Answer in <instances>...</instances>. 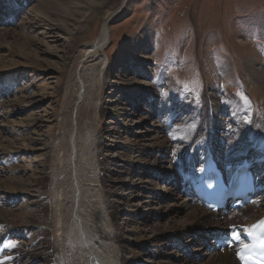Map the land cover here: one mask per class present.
Segmentation results:
<instances>
[{
	"label": "rangeland",
	"instance_id": "374dc122",
	"mask_svg": "<svg viewBox=\"0 0 264 264\" xmlns=\"http://www.w3.org/2000/svg\"><path fill=\"white\" fill-rule=\"evenodd\" d=\"M119 1L114 0L115 3ZM26 2L23 8L14 10L15 6L12 8L7 0H0V31L15 29L32 39L28 48L20 47L21 38H7L0 45V136L1 139L12 141L15 150L18 149L17 152L14 149L11 152L0 150V209L5 212L4 218L10 221H17L16 214L32 198L22 193L15 195L8 192L13 186L5 185L4 179L19 176L30 183L32 171L26 167H36H33L34 157H40L49 150L48 155L53 158L52 161L55 160V154L51 151L52 141L42 139L38 134L53 131L54 121L59 115L68 122L72 105L69 96L56 94L57 83L62 91L65 78H53L60 76L59 71L47 67L55 60L56 52L69 49V38L62 33L50 32L48 21L41 18L32 27H26L27 13L37 0ZM125 8L130 11L123 18L112 22V42L104 50L110 61L107 85H115L117 80L135 85L136 89L119 92L118 89L113 90V86H108L113 90L111 92L103 87L99 94L100 102L104 104L107 102L105 100L122 98L125 109L113 118L109 109L103 116H95L93 103L81 105L79 134L97 130L102 143L116 144L114 150L120 155L127 153L139 159L142 163L140 169L130 176L140 177L142 181H138L137 186L150 189L151 185L146 180H151L149 168L152 158L150 151L139 155L143 137L138 136L150 133V122L163 120L165 123L170 117L165 132V138L170 140V154L182 151L192 138L198 137L200 131L204 130L200 121L205 113L204 94L209 93L219 101L221 110L218 115L225 121L223 130H217V134L224 135L223 153H233L238 147H248L254 122L260 121L264 125V90L246 67L249 58L256 60L253 65L264 64V0H127ZM100 17L97 14L83 31H77V26L69 27L78 32L74 41L76 46L97 36L102 23ZM145 56L149 58H143ZM139 85L140 88L137 87ZM136 94L140 98L137 110L131 109L134 100L139 103V99H135ZM14 101H17L16 105H12ZM150 106L152 116L141 122L139 116L149 112ZM45 116H48L49 121H43ZM29 118L38 119L41 126L26 127ZM109 120L113 123H109ZM9 122L24 127L16 130L8 125ZM113 136L116 137V143L111 141ZM30 138L31 141L27 140ZM113 167L117 169L112 171L114 177L117 176L115 171H124L123 168ZM123 171L119 172L120 178L125 176ZM132 182L127 180L116 192L122 197H127L129 190L139 192L134 197L139 202V210L133 213L136 221L143 214L145 216L151 212L155 216L156 213H163L165 205H169L167 209H177L178 213L175 224L166 232L157 231L154 227L157 222L166 223L167 227L169 223L163 214L157 219L146 217L142 225V237L148 238L151 245L157 244L159 247L167 244L169 239L179 243L177 237L186 231L182 228L186 225L192 228L193 224L191 220H183L185 202L179 205L182 197L162 196L163 207H160L147 197L148 190L141 191L137 187L131 189ZM162 184L165 181L158 180L153 188L156 190L157 185ZM125 212L118 215L119 226H124L126 217H129L124 215ZM177 228L182 232L172 237L171 230ZM26 229H15L10 225L2 228L6 240L0 244V262L23 263L16 255L24 249L33 248V244L37 243L36 239L30 241L35 232ZM200 229L198 227L195 232ZM191 244L186 249L189 258H195L196 262L203 260V256L190 250ZM159 250L163 256L149 260L146 264H161L155 260H164L168 254H183L174 249L168 254L165 248ZM143 253L140 252L141 262L138 264H145L147 260V255ZM26 263L42 264V261L37 259Z\"/></svg>",
	"mask_w": 264,
	"mask_h": 264
},
{
	"label": "bare ground",
	"instance_id": "6f19581e",
	"mask_svg": "<svg viewBox=\"0 0 264 264\" xmlns=\"http://www.w3.org/2000/svg\"><path fill=\"white\" fill-rule=\"evenodd\" d=\"M7 1L12 4V8L15 6L14 10L23 8V4L27 3V0ZM126 2L127 0H120L118 3H115L114 0H93L91 2L85 0H37L29 9L26 27H32L41 18L43 21H48L50 32L62 33L69 38V49L56 52L55 60L52 61V64H47V67H53L59 71L60 76H53V78L58 80L62 77L65 78L62 91L59 90V83H57L56 94L61 93L60 96H69L72 105L68 122L65 117L59 115L55 121L53 120L55 125L53 131L38 134L43 137L42 139L47 138L52 141L51 148L53 149L51 151L55 154V160L52 161L53 158L48 155L49 150L40 157H34L35 165L33 167H36L34 169L26 167L32 171L30 183L19 176L4 179L5 185L13 186L8 192L15 195L22 193L31 197L32 200H28L21 211L18 209L19 213L15 216L18 222L6 220L5 212L0 209V244L6 240V233L2 228L10 225L15 229L25 227L26 230L31 229L35 232L34 238L30 240L32 242L37 240V243L33 244V248L24 249L17 255L14 254L17 259L23 260L21 264H27L26 262L37 259L41 260L42 264H138L141 262L140 252L143 253V250H145L143 254L147 255L146 264L149 260L163 256L159 250L161 248H165L166 254L174 250L183 252L176 256L168 254L164 260H155L161 264H237L231 250H209L207 247L210 243L209 241L206 243L205 238L210 231H224L230 225L237 227L236 234L244 233L248 225L264 215V197H258L228 217H221L219 214L206 211L191 201L189 197L181 193L180 185L175 186L173 182L179 180V177H176L178 171L186 169L197 171L200 168L207 146L212 148L224 170L233 167L237 162L239 164L254 152L260 154L258 158L254 155L255 159H258L259 162L264 161V125L260 121H255L251 127L252 131H250L253 132L250 133L252 135L250 142L252 148L255 149L254 152H247L245 148L237 146L238 149L235 152L223 153L221 150L224 135L217 134V130H223L225 126L224 119L218 115L221 106L213 94L205 93V113L200 121L204 130L200 131L198 137L192 138L185 149L172 155L169 149L170 140L165 138L166 126H169L170 117L165 123L162 122L163 120L150 122L152 127L150 133L138 136L143 137L139 155L150 151V159L152 158L149 168L151 180H146L151 185L150 189L137 186L138 181H142L140 177L133 176L131 178L130 176L140 169L139 165L142 163L139 159H134L127 153L122 154L123 156L120 155L116 149L114 150L116 144L102 143L98 138L97 130L89 131L85 135H80L78 132V115L82 110L81 105L93 103L95 116H103L106 109H109L113 118L122 114L120 110L125 109L122 98L105 100V102L107 101L104 103L106 105L101 103L99 94L103 87L109 89L108 86H113V90L118 89L119 92H122L123 89L129 91L136 89L135 85L117 82V80H115V85H107L110 61L104 50L112 42V33L110 32L113 28L111 27L112 22L123 18L130 11L125 8ZM97 14L101 15L100 20H102L97 36L76 46L74 41L78 32L72 31L69 27L77 26V31L86 30L90 21ZM7 38H11V40L21 38V48H28L32 42L30 37L19 30L1 29L0 45ZM143 58L148 59L149 57ZM255 61L249 58L246 67L251 77L264 90V64L253 65L252 63ZM137 87L140 88V85ZM113 90L110 91L113 92ZM135 99H139V103L134 100L131 109L137 110L140 106L139 94H136ZM16 103L17 101H14L12 105H16ZM151 109L150 106L149 112L146 111L144 115L139 116L141 122L152 116ZM47 117L45 116L43 121H49ZM27 120L26 127L41 126L38 124V119L29 118ZM108 122L113 123L112 120ZM8 125L16 130L24 127L10 122ZM112 138L111 141L116 143V137ZM27 140L31 141L32 138ZM124 141L127 142V140ZM104 147L105 149H103ZM15 148L12 141L1 139L0 136V150L11 152L14 149L17 152L18 149L15 150ZM251 159H254L253 156L250 157ZM113 166L124 169L122 171L125 176L121 177L122 179L119 177V172L122 171H115L117 172L115 177L112 175V171L117 170ZM261 166L255 169L256 176L262 169L264 170V163ZM45 172L48 174L46 175ZM168 179L171 181L167 182ZM127 180L134 182H132L131 189L137 187L141 191L148 190L147 197L160 207H163L162 196L182 197L179 205L185 202L183 220H191L193 224L192 228L189 227L190 225L182 228L186 231L177 237L179 243L169 239L167 244L159 247L157 244L151 245L148 238L142 237L144 233H142V225L146 217L148 219L152 216L157 219L159 215L163 214L166 217L165 221L169 223L167 227H165L166 223L159 222H154L156 223L154 227L157 231L166 232L173 227L177 220V209H167L166 207L169 205H165L163 209L161 208L163 213H156L155 216L151 212L145 216L143 214L142 218L136 221L134 214L139 210V202L135 201L134 197L139 192L129 190L127 197H122L116 192V189L123 186ZM158 180H164L165 184L157 185L155 190L153 186L157 184ZM257 189L264 191V176L257 178ZM145 206L147 205L145 204ZM124 210L126 211L124 215L129 217H126L124 226H119L118 215ZM198 227L201 229L195 232ZM179 230L178 228L171 230L172 237H175ZM190 243H192L190 250L203 256V260L196 262L195 258H189L186 249L190 247ZM0 264H10V262L5 263L1 260Z\"/></svg>",
	"mask_w": 264,
	"mask_h": 264
},
{
	"label": "snow or ice",
	"instance_id": "6c2138e0",
	"mask_svg": "<svg viewBox=\"0 0 264 264\" xmlns=\"http://www.w3.org/2000/svg\"><path fill=\"white\" fill-rule=\"evenodd\" d=\"M234 239H238L239 237L237 236V235H234V237H233Z\"/></svg>",
	"mask_w": 264,
	"mask_h": 264
}]
</instances>
